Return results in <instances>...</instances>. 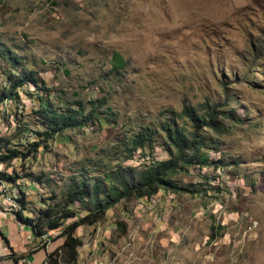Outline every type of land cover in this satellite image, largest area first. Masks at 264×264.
Segmentation results:
<instances>
[{
  "label": "rangeland",
  "instance_id": "1",
  "mask_svg": "<svg viewBox=\"0 0 264 264\" xmlns=\"http://www.w3.org/2000/svg\"><path fill=\"white\" fill-rule=\"evenodd\" d=\"M0 46L20 57L19 71L44 81L55 107L67 100L89 109L106 99L102 126L67 132L66 142L56 137L25 163L20 175L45 183L18 182L30 196L29 217L80 167L142 163L127 161L124 149L142 126L158 128L164 111L188 104L202 113L210 103L221 113L223 134L197 132L225 169L191 167L175 178L208 192L163 190L121 202L103 223L77 231L80 264H264V0H0ZM115 52L127 63L118 74L110 72ZM6 65L0 60V93ZM38 110L23 90L19 100L0 102V138L18 148L38 141ZM155 146L145 155L168 159ZM29 242L27 252L37 245Z\"/></svg>",
  "mask_w": 264,
  "mask_h": 264
},
{
  "label": "trees",
  "instance_id": "2",
  "mask_svg": "<svg viewBox=\"0 0 264 264\" xmlns=\"http://www.w3.org/2000/svg\"><path fill=\"white\" fill-rule=\"evenodd\" d=\"M1 46L0 60L7 64V69L2 73L6 76V86L1 89L0 102L19 100V91H26L35 104H39L36 113L40 125L44 128L43 131L36 133L38 141L21 145V148L0 138V188L3 195L7 192L6 185L19 189L18 196L16 195L14 199L17 205L13 208L14 213L18 221L31 231L34 242H37V245L33 244V250L18 256L10 247L8 239L3 236L4 244L12 252L6 258L12 259L15 263L22 260L29 261L33 255L45 252L47 256L45 264H80V249L84 246L83 239L76 235L80 228L95 227L103 223L109 212L121 202L151 199L163 190L206 194L208 189L201 186L198 188L189 185L185 189L180 187L175 178L182 172L189 173L191 167H198L199 170L225 169L221 160L211 158L213 145L209 143L208 138L197 132L198 129L206 126L217 134H223L224 127L219 121L221 113L210 103L204 105L202 113L186 104L182 112L164 111V119L158 128L142 126L131 136L130 144L124 149L128 154L127 161L134 159L138 161V158H141L142 163L133 166L117 165L111 170L106 166H102V170L98 169V163L92 171L80 167L63 181L58 195L52 193V197L47 201L42 198L43 206L38 209L36 217L25 215L24 212L27 211L31 200L26 190L18 184L19 180H35L45 184L44 179L33 174L24 177L20 175L26 170L25 163L31 162V158L41 152V148H48L49 143L55 141L56 137H59L60 142H66L71 140L67 132L94 124L102 126L108 119L100 117L104 114L101 110L106 104V99L91 101L89 109L81 102L72 104L67 100L63 102L67 106L55 107L50 101L52 92L46 88L44 81L33 71L23 69L19 71L18 68L22 64L20 57L9 50L1 49ZM110 65V72L118 74L125 70L127 63L119 53L115 52L111 57ZM29 85L35 88L31 94L25 89ZM44 95L48 97H43ZM157 143L167 152L168 159L157 160L158 158L154 159V157L150 159L145 155L147 151L155 155ZM18 162L20 166H17ZM232 165L239 166V162L234 161ZM251 186L253 188L255 184ZM29 188L37 191L32 186ZM11 193L13 192L7 194ZM117 224L125 234L127 225L121 222ZM54 232L59 234L51 235ZM58 240H63V243L50 252L49 245Z\"/></svg>",
  "mask_w": 264,
  "mask_h": 264
},
{
  "label": "crops",
  "instance_id": "3",
  "mask_svg": "<svg viewBox=\"0 0 264 264\" xmlns=\"http://www.w3.org/2000/svg\"><path fill=\"white\" fill-rule=\"evenodd\" d=\"M7 188V187H6ZM8 192V191H7ZM3 191L0 188V264H44L46 263L45 252H39L31 257L29 261L22 260L15 263L12 259H8L11 251L4 244L3 236H5L14 253L19 255L27 254V248L31 245L29 240L33 239L31 231L18 221L15 210L5 204ZM2 229L5 232H2ZM27 252V253H26ZM51 252V251H50ZM5 258V260H1Z\"/></svg>",
  "mask_w": 264,
  "mask_h": 264
},
{
  "label": "built area",
  "instance_id": "4",
  "mask_svg": "<svg viewBox=\"0 0 264 264\" xmlns=\"http://www.w3.org/2000/svg\"><path fill=\"white\" fill-rule=\"evenodd\" d=\"M4 192H5V190H4ZM13 193H11L9 195L6 194L4 196L5 197L4 201H5V204H7L8 206H10L11 208H16L17 205L14 203V199L16 198V195H15V193L14 194Z\"/></svg>",
  "mask_w": 264,
  "mask_h": 264
}]
</instances>
